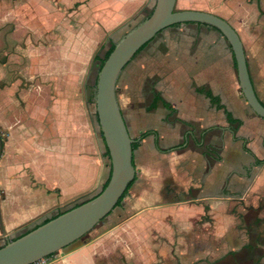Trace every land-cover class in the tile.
I'll use <instances>...</instances> for the list:
<instances>
[{"label":"crops","instance_id":"crops-1","mask_svg":"<svg viewBox=\"0 0 264 264\" xmlns=\"http://www.w3.org/2000/svg\"><path fill=\"white\" fill-rule=\"evenodd\" d=\"M57 1L67 10L77 3L80 19L95 23L101 33L141 18L155 3ZM255 2L176 0V5L216 15L237 32L264 105V15L258 5L263 13L264 7ZM136 56L134 73L143 84L131 96L117 97L137 143L135 182L118 207L47 264H264V162L257 164L264 161V120L243 98L229 44L216 29L187 23L162 30ZM154 92L171 109L158 102L148 110ZM49 111L31 136L30 157L0 161L6 203L17 198L20 204L4 213L0 208L3 245L38 220L89 199L99 186L92 112L79 111L66 91ZM146 131L154 134L140 140Z\"/></svg>","mask_w":264,"mask_h":264},{"label":"rangeland","instance_id":"rangeland-1","mask_svg":"<svg viewBox=\"0 0 264 264\" xmlns=\"http://www.w3.org/2000/svg\"><path fill=\"white\" fill-rule=\"evenodd\" d=\"M261 1L264 7V0ZM176 10H181L179 5H176ZM77 11V3L67 10L57 0H0V140L3 144L0 161L30 157L31 136H34L41 119L44 121L41 118L44 111L50 113L53 100L66 91L72 95L79 111L87 110L93 115L94 155L100 161V168L97 175L99 186L88 197L91 198L100 191L109 170V161L100 156L105 149L92 99L98 67V61L93 57L97 55L101 58L109 41L117 43L147 13L101 33L97 32L95 23L80 19L82 16ZM135 60L137 56L121 72L116 97H129L141 88L143 78L134 73ZM148 84L144 94L148 91ZM11 200L6 203L5 189L0 185V208L3 213L7 207L17 208L20 205L17 198L13 202ZM71 206L73 204L62 211ZM33 225L18 231L15 236ZM0 246L3 244L0 243Z\"/></svg>","mask_w":264,"mask_h":264},{"label":"water","instance_id":"water-1","mask_svg":"<svg viewBox=\"0 0 264 264\" xmlns=\"http://www.w3.org/2000/svg\"><path fill=\"white\" fill-rule=\"evenodd\" d=\"M203 24L216 29L229 44L236 65L239 87L251 111L264 120V105L257 98L237 32L211 13L176 10V0H155L152 13L127 32L104 61L95 80V114L106 151L110 177L94 198L38 226L0 248V264H34L54 255L91 232L114 209L135 178L132 165L134 140L121 114L116 85L123 69L139 49L162 30L177 24ZM3 144L0 140V156ZM0 231L5 235L0 214Z\"/></svg>","mask_w":264,"mask_h":264},{"label":"trees","instance_id":"trees-1","mask_svg":"<svg viewBox=\"0 0 264 264\" xmlns=\"http://www.w3.org/2000/svg\"><path fill=\"white\" fill-rule=\"evenodd\" d=\"M251 1H253V0H251ZM254 1H256L257 5H258V3H259L258 0H254ZM152 10H153V9H152ZM152 10H151V11L145 16L144 19H146L147 17H149V16L151 15ZM259 13H260V15H264V13H263L262 11H260V9H259ZM144 19H143V20H144ZM143 20H142V21H143ZM178 25H180V24H177V25H174V26H178ZM129 31H130V30H129ZM129 31H128V32H129ZM147 44H148V43H147ZM147 44L143 45V46L139 49V51L135 54V56H136V55H137V54H138V53H139V52H140V51H141V50H142ZM115 45H116L115 42L109 41V46H108V48L105 50V52L103 53V56H102L101 58H97V55H94L93 60L98 61L97 73L99 72L100 68L102 67L104 61L107 59V57L109 56V54L112 52V50H113V48L115 47ZM135 56H134V57H135ZM134 57L132 58V60L134 59ZM234 61H235V60H234ZM96 76H97V74H96ZM95 80H96V77H95ZM95 80H94V85L92 86V99L95 97ZM196 92H197V93H200V94H204L207 98H209V100L211 101L212 104L215 105V104L218 103V99H217L216 97H213V95H212L211 93H209L208 91H205V90H203V89H196ZM158 102H162V104H163V106H164L165 108H167V109H171V107H170L167 103H165L164 101H161V100L159 99V94H157V93L154 92V93H153V102H152L151 106L148 108V110H153ZM95 116H96V115H95ZM227 120H228L229 122L234 121V120H232L231 118H227ZM234 122H235V121H234ZM150 134H154V133H151L150 131H146V132L142 133V134L139 136V139L142 140L143 138L147 137V136L150 135ZM136 144H137V143L134 142V144L132 145V150H133V148L136 146ZM263 144H264V141H263ZM244 150L247 151V152H249V151L246 149V147H244ZM162 152H166V151H162ZM104 155H105V157H106V158L108 159V161H109L108 152L106 151V149H105V154H104ZM263 162H264V161H258L257 164H262ZM132 165L134 166V164H133V159H132ZM108 167H109L108 176H107L105 182L103 183V185H102L100 191H99L96 195H94L93 197H91V198H89V199H86V200H83V201H80V202H76V203H74L73 206H71L70 208H68V209H66V210H64V211L58 212V213H56L55 215H53V216H51V217H49V218H47V219L42 220L39 224H36V225H34L33 227H31V228H29V229H26L23 233H21L20 235H18V236L15 237L14 239L10 240L9 242H11V241H13V240H15V239H17V238H19V237H21V236L27 234L28 232L34 230L35 228H37L38 226H40V225H42V224L48 222L49 220L54 219L55 217L61 215L62 213L66 212V211H68V210H71V209H73V208H76L77 206L83 204L84 202H86V201H88V200H90V199L96 197V196L101 192V190L104 189V187L106 186V184H107V182H108V180H109V177H110V165H108ZM134 182H135V178H134L133 181L129 184L127 190L124 192V194L122 195L121 199L117 202L115 208L118 207V206L121 204L122 200L126 197V195L128 194V191L130 190V188L132 187V185H133ZM7 243H8V242H7ZM7 243H5V244H7ZM5 244H4V245H5ZM4 245H3V246H4ZM1 247H2V246H0V248H1ZM51 256H52V255H51ZM49 257H50V256H49Z\"/></svg>","mask_w":264,"mask_h":264},{"label":"built area","instance_id":"built-area-1","mask_svg":"<svg viewBox=\"0 0 264 264\" xmlns=\"http://www.w3.org/2000/svg\"><path fill=\"white\" fill-rule=\"evenodd\" d=\"M47 258H48V257H47ZM47 258L42 259V260H40V261H38V262H36V263H34V264H47V262H46Z\"/></svg>","mask_w":264,"mask_h":264}]
</instances>
